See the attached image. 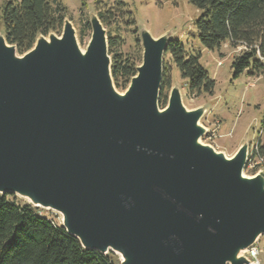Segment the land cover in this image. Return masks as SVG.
Masks as SVG:
<instances>
[{
  "label": "water",
  "instance_id": "water-1",
  "mask_svg": "<svg viewBox=\"0 0 264 264\" xmlns=\"http://www.w3.org/2000/svg\"><path fill=\"white\" fill-rule=\"evenodd\" d=\"M80 47L65 20L18 55L0 34V193L62 215L83 247L120 264H251L264 235V170L249 144L227 157L202 143L203 107L180 89L159 106L169 35L141 30L143 60L120 92L100 18Z\"/></svg>",
  "mask_w": 264,
  "mask_h": 264
},
{
  "label": "trees",
  "instance_id": "trees-1",
  "mask_svg": "<svg viewBox=\"0 0 264 264\" xmlns=\"http://www.w3.org/2000/svg\"><path fill=\"white\" fill-rule=\"evenodd\" d=\"M200 9L195 21L201 43L215 49L229 42L233 47L244 45L246 50L235 56L232 63L235 77L244 71L264 75V0H188ZM123 3V2H122ZM123 5V4H122ZM67 15L66 7L58 0H6L0 14V28L17 53L32 49L40 35L60 31ZM106 22L105 12H100ZM117 37L109 38L112 56L111 71L117 89L137 74V66L121 52ZM166 53L192 94H213L215 80L200 63V54L188 51L180 40L170 39ZM164 63L159 106L168 104L172 78ZM263 146L260 153L264 156ZM13 193H0V264H119L113 251L102 253L82 246L80 240L67 232L49 210L21 203Z\"/></svg>",
  "mask_w": 264,
  "mask_h": 264
},
{
  "label": "rangeland",
  "instance_id": "rangeland-1",
  "mask_svg": "<svg viewBox=\"0 0 264 264\" xmlns=\"http://www.w3.org/2000/svg\"><path fill=\"white\" fill-rule=\"evenodd\" d=\"M5 1L0 0V14ZM58 1L67 9L65 20L72 22L82 50L86 49L91 39V17H99L102 11L107 18V21L102 23L108 40L110 37L118 39L119 44L113 50L121 52L124 56H131L137 67L143 60L142 29L148 30L156 38L169 35L170 39L180 40L188 51L200 54V63L215 80L213 94L190 93L187 80L172 62L170 54L164 55V63L170 68L171 89H180L182 102L188 110L199 107L205 109L199 123L206 128V134L200 141L223 152L229 158L245 143L249 144V150H254L256 146H259L260 150V146H263L264 154V75H252L246 70L235 77L232 63L235 56L243 53L246 47H233L229 42L215 49L205 47L199 40L195 26L201 11L188 0ZM62 32L63 26L60 31L51 33L61 36ZM0 34L4 35L3 28H0ZM130 82L124 83L123 89L118 90L124 92ZM258 172L247 166L243 171L246 176H254ZM16 196L19 202L30 203L27 198ZM46 210H49L53 219L62 223L60 213ZM256 244L260 249L259 261L264 264V235L259 237ZM115 254L120 264L122 257Z\"/></svg>",
  "mask_w": 264,
  "mask_h": 264
},
{
  "label": "built area",
  "instance_id": "built-area-1",
  "mask_svg": "<svg viewBox=\"0 0 264 264\" xmlns=\"http://www.w3.org/2000/svg\"><path fill=\"white\" fill-rule=\"evenodd\" d=\"M246 166L253 168L254 171L264 169V156L260 153L259 146H256L254 150L248 151ZM245 251L244 254L250 260L251 264H261L259 261L260 249L256 243Z\"/></svg>",
  "mask_w": 264,
  "mask_h": 264
},
{
  "label": "bare ground",
  "instance_id": "bare-ground-1",
  "mask_svg": "<svg viewBox=\"0 0 264 264\" xmlns=\"http://www.w3.org/2000/svg\"><path fill=\"white\" fill-rule=\"evenodd\" d=\"M244 252H246V251H244Z\"/></svg>",
  "mask_w": 264,
  "mask_h": 264
}]
</instances>
